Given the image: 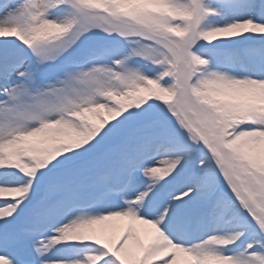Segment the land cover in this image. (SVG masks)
<instances>
[{
	"label": "snow or ice",
	"instance_id": "1",
	"mask_svg": "<svg viewBox=\"0 0 264 264\" xmlns=\"http://www.w3.org/2000/svg\"><path fill=\"white\" fill-rule=\"evenodd\" d=\"M0 264H264V0L0 3Z\"/></svg>",
	"mask_w": 264,
	"mask_h": 264
},
{
	"label": "bare ground",
	"instance_id": "2",
	"mask_svg": "<svg viewBox=\"0 0 264 264\" xmlns=\"http://www.w3.org/2000/svg\"><path fill=\"white\" fill-rule=\"evenodd\" d=\"M118 223H123V222H118Z\"/></svg>",
	"mask_w": 264,
	"mask_h": 264
}]
</instances>
